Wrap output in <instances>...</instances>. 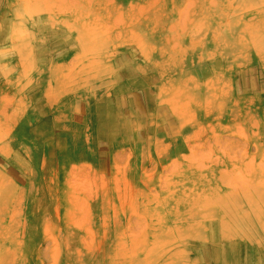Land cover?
Returning a JSON list of instances; mask_svg holds the SVG:
<instances>
[{
  "label": "rangeland",
  "instance_id": "rangeland-1",
  "mask_svg": "<svg viewBox=\"0 0 264 264\" xmlns=\"http://www.w3.org/2000/svg\"><path fill=\"white\" fill-rule=\"evenodd\" d=\"M263 37L264 0H0V264H264Z\"/></svg>",
  "mask_w": 264,
  "mask_h": 264
},
{
  "label": "bare ground",
  "instance_id": "bare-ground-1",
  "mask_svg": "<svg viewBox=\"0 0 264 264\" xmlns=\"http://www.w3.org/2000/svg\"><path fill=\"white\" fill-rule=\"evenodd\" d=\"M249 3H251V2H249ZM251 5V4H250ZM252 5H256L255 3L254 4H252ZM256 25V24H255ZM246 26V28H247V25H245ZM250 26V25H249ZM248 26V27H249ZM256 28V27H255ZM260 28V27H259ZM249 30V29H248ZM256 32V31H255ZM256 35V34H255ZM23 36V35H22ZM5 37V36H4ZM264 38V37H263ZM261 39V38H260ZM5 40V39H4ZM252 40V39H251ZM58 41H60V40H58ZM62 41V44H64V43H68L69 42V40L68 39H66V40H61ZM3 42V41H2ZM2 42H0V44L1 45H8V42H6V41H4L3 43ZM11 43H12V46L11 47H16V44L14 45V43H13V41H11ZM55 43V42H54ZM257 46V45H256ZM259 47H260V45H259ZM261 48V47H260ZM264 48V47H263ZM1 50V49H0ZM20 50V49H19ZM2 53V52H1ZM0 55H2V58L3 59H14L15 58V55H14V53H13V51H11L10 53L9 52H5V53H2V54H0ZM9 73V72H8ZM7 73V74H8ZM6 74V75H7ZM6 75H4V76H6ZM3 85L1 84V82H0V91H2V87ZM235 200V199H234ZM236 210V209H235ZM231 212V211H230ZM233 212V211H232ZM233 215H235V214H233Z\"/></svg>",
  "mask_w": 264,
  "mask_h": 264
}]
</instances>
